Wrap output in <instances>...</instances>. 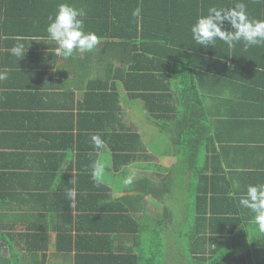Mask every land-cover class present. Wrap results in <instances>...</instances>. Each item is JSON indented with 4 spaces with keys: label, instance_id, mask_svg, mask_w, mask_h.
Segmentation results:
<instances>
[{
    "label": "crops",
    "instance_id": "0c3cea01",
    "mask_svg": "<svg viewBox=\"0 0 264 264\" xmlns=\"http://www.w3.org/2000/svg\"><path fill=\"white\" fill-rule=\"evenodd\" d=\"M23 1H12L10 10L24 12L32 6V0ZM43 1L52 15L59 3L86 10L90 0ZM127 2L121 11L129 15L138 8L141 19L156 15V11L145 13L148 1ZM12 18L6 15L4 21ZM42 19L32 12L21 14L0 42V71L9 74L7 80L0 81V264H264V235L258 233L248 210H234L248 184L264 183V51L237 45L236 57L228 62L233 77L202 83L198 105L204 107V115L200 119L209 130L208 145L217 152L211 165L231 182L226 207L231 209L229 217L239 223L237 227L218 226L221 223L214 220L219 234L207 241L206 258L191 260L185 252L188 224L182 220L187 225L179 227L173 220V211L184 213V200L176 199L180 207H174L173 197L162 185L175 168L167 143L161 145L163 151L145 145L143 152H134L140 158L126 162L122 158L127 153L126 131L142 136L141 122L147 119L150 134L156 132L143 99L131 101L125 80L112 77L119 67L129 68L133 62L127 61L131 52L119 44L126 39L123 33L124 39L120 33L101 34L92 53L64 61L54 55L55 45L43 39L47 24L39 31L32 23L47 21ZM97 25L86 21V28L95 33ZM144 28L139 32L146 31V21ZM180 30L188 33L190 28ZM17 37L26 38L27 54L21 61L8 52ZM123 56L126 64L121 62ZM142 60L132 65L136 74H142ZM173 69L178 77L166 72L161 80L167 95L185 90L190 80V73L179 71L180 67ZM180 75L179 90L175 80ZM138 81V74L132 77L134 86ZM110 94H117L116 99ZM93 134L101 136L104 148L92 146ZM97 161L103 164L99 184L92 179V165ZM129 165L137 176L132 186L125 187L121 180ZM71 180L75 183L70 184ZM69 188L76 190L72 201L66 196ZM206 237L210 238V233ZM175 240L181 244L176 258L174 250L180 248ZM232 251L233 256L222 257Z\"/></svg>",
    "mask_w": 264,
    "mask_h": 264
},
{
    "label": "trees",
    "instance_id": "16d2710c",
    "mask_svg": "<svg viewBox=\"0 0 264 264\" xmlns=\"http://www.w3.org/2000/svg\"><path fill=\"white\" fill-rule=\"evenodd\" d=\"M12 1L19 2L21 0H0V42L10 33L12 22L15 24L14 20L21 14L32 12V14L35 13L43 18L42 20H47L44 22L39 20V23L32 22L39 28V31L43 29L41 25L48 23L47 17L50 16L51 11L45 1L32 0V6H28L24 12L22 10H10ZM127 1L90 0L86 9L88 15L85 24L86 21L94 25L98 24L96 26L98 37L101 34L116 36L120 33L121 35L122 32L126 38L119 44H122V49L131 52L127 61L133 62L129 68L119 67L113 76V66L111 65L110 76L125 80V87L131 101H134L135 98L143 99L145 112L151 116L158 132L165 137L167 150L175 157L176 162L175 168L171 170L173 174L165 176L162 185L173 199L174 190H178L180 194L176 199L180 201L183 199L185 205L183 214L179 210L173 211L174 224L182 227L184 225L182 220L188 224H186L188 226L186 234L189 236L187 237L188 249L185 250L186 256L191 260H203L207 254V241H213L215 236L219 234L214 230L213 221L217 220L216 224L220 222L221 224L218 226L232 225V227H237L239 220L229 217L231 209L226 207V201H229L231 196L229 178L216 172L211 165L213 159L217 158V152L208 145L211 138L209 130L205 127L206 123H202L200 119L204 115V107L198 105L200 101L202 102L199 94L203 88L202 83L207 80L212 79L217 83L219 81L225 82L233 77L228 62L234 56L236 57L237 51L229 50L222 42H218L215 48L204 50L192 41L190 31L183 33L180 28H190L199 15L207 14L209 6L231 7L237 0H142V2L148 1L145 13L156 11V15L147 16L144 19H141V16L129 15L121 11L122 8H126L125 5L129 4ZM27 2L29 0L23 1V4ZM59 2L60 0H55V3ZM242 2L247 5L250 17L264 19V2L262 0H242ZM6 15L12 16V21H4ZM144 21H146V31L139 32L140 27L144 28ZM131 28L132 30L135 29L136 34L133 35L130 32ZM167 36L168 38H166ZM121 37L124 39L122 35ZM133 37L136 40L134 43L132 42ZM127 40H131L130 42L132 45L134 44V47H131L129 42L128 48L126 46ZM182 40L184 41L180 48L175 50V46L180 44ZM239 46L243 47L242 44H238ZM253 48L264 51V47ZM2 54L0 47V60ZM150 54L157 57L155 56V59L148 62L147 60L151 58V56L149 57ZM139 58L143 59L144 65L142 74L137 73L139 84L134 86L132 77H136L137 74L136 67H132V65ZM121 62L126 64L124 56ZM234 65L238 66L236 58ZM174 67H180L179 71L183 70L185 73H190V80L186 82L187 88L185 90H181L178 94L172 92L167 95L165 87L161 85V80L165 78L166 72H171V74L174 72V75L178 77V72L173 69ZM181 82H183L182 75H180V79L175 80L178 89H181ZM115 85L116 83H112L111 87H115ZM108 87L109 85L105 86L104 89ZM171 89L173 90V88ZM111 96L116 99L117 94ZM167 97H169V106L168 114L165 116L164 104H166L165 99ZM152 102L154 106L151 105ZM124 137L127 141L124 150L127 153L122 155L123 161L140 158V156L134 155V152H143L146 149L141 134L130 130L126 131ZM145 181L152 184L148 180ZM151 192L152 190L148 191V193ZM163 193V190L160 191V194ZM176 199L173 200V204H175L174 207L179 208ZM237 207L238 204L234 210ZM207 233H210V238L206 237ZM209 243L212 245L211 242ZM175 244L181 249L180 242L175 240ZM233 255L234 252L232 251L229 254L224 253L222 257L227 258Z\"/></svg>",
    "mask_w": 264,
    "mask_h": 264
},
{
    "label": "clouds",
    "instance_id": "9594fccd",
    "mask_svg": "<svg viewBox=\"0 0 264 264\" xmlns=\"http://www.w3.org/2000/svg\"><path fill=\"white\" fill-rule=\"evenodd\" d=\"M264 2V0H262ZM140 9L133 12L139 16ZM87 11L69 3L62 2L54 14L48 17L46 25L47 39L55 47L54 55L61 60H71L77 54L92 53L100 43V37L86 28ZM192 41L200 48H215L222 42L229 50L242 44L245 50L253 47H264V19L250 17L247 5L237 0L231 7L209 6L207 14L199 15L190 26ZM24 37H17L15 43L8 49L10 56L21 61L27 54ZM9 78L8 70L0 71V81ZM91 144L95 149L105 147V142L98 134L91 136ZM103 164L99 161L92 165V179L97 184L101 182ZM126 174L121 182L125 187L133 185L137 171L133 166H125ZM75 183L71 180L70 184ZM67 198L72 201L76 190L69 188ZM238 207L248 210L252 215V223L257 226L259 234L264 235V183L248 184L241 193Z\"/></svg>",
    "mask_w": 264,
    "mask_h": 264
},
{
    "label": "rangeland",
    "instance_id": "374dc122",
    "mask_svg": "<svg viewBox=\"0 0 264 264\" xmlns=\"http://www.w3.org/2000/svg\"><path fill=\"white\" fill-rule=\"evenodd\" d=\"M138 113V116L140 118H143L141 111L137 110L136 111ZM135 112V113H136ZM136 113V114H137ZM147 119H143L142 120V125H143V132H142V139L144 144L149 148V147H153L154 149H161L163 151V147L161 146L162 144H166L167 141H164L165 137L163 135H161L158 132V129L156 127V132L154 133V135L152 136V134H150V132H152L151 129V125L149 124V122L145 123ZM149 121V119H148ZM141 127V126H140ZM144 133V134H143ZM145 135V136H144ZM170 147V146H169ZM172 148V147H170ZM169 160H171V162H176V159L174 156H172L171 158H169ZM176 177V176H175ZM180 192L178 190H174V200L176 199L177 196H179ZM184 226H186V223H184ZM176 245V244H175ZM181 252V249H175L174 250V257H177V253Z\"/></svg>",
    "mask_w": 264,
    "mask_h": 264
}]
</instances>
